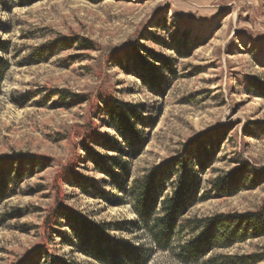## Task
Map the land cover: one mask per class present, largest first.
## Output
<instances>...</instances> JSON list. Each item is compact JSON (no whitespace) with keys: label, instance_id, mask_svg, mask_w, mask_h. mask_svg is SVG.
<instances>
[{"label":"rangeland","instance_id":"1","mask_svg":"<svg viewBox=\"0 0 264 264\" xmlns=\"http://www.w3.org/2000/svg\"><path fill=\"white\" fill-rule=\"evenodd\" d=\"M0 39L8 42L0 155L48 160L43 170L35 168L10 187L12 197L0 205V264H12L39 244L44 217L57 199L92 223L110 224V237L148 247L144 234L118 228L132 220L128 201L119 202L111 181L86 160L83 142L97 155L121 157L103 147L109 141L123 148L97 112L100 98L112 97L142 117L140 149L128 147L120 158L132 180L175 157L196 135L219 128L227 137L213 166L198 169L201 191H211L216 177L236 169V156L252 169L264 167V0H0ZM83 40L94 48L81 47ZM136 43L171 67L158 91L111 63ZM89 131L96 143L85 139ZM252 176L249 170L236 179L230 196L210 193L186 217L258 210L264 178L252 184ZM60 227L46 248L66 262L95 264L63 242L69 233L65 222ZM262 248L264 238L249 240L199 264H219L223 257L264 264L250 260ZM176 253L153 252L149 264H179Z\"/></svg>","mask_w":264,"mask_h":264},{"label":"trees","instance_id":"2","mask_svg":"<svg viewBox=\"0 0 264 264\" xmlns=\"http://www.w3.org/2000/svg\"><path fill=\"white\" fill-rule=\"evenodd\" d=\"M86 49L94 48L87 40L80 42ZM8 52V42L0 39V83L8 68L4 57ZM125 75H132L149 91H158L163 82V72H172L171 67L162 57H157L149 49L138 43L125 48L111 60ZM104 113V122L116 135L123 147L106 141L103 147L107 151L126 155L130 147L136 152L142 144V117L133 107L116 101L112 97L100 98ZM85 139L96 143L94 131H89ZM227 130H208L196 135L188 145H182L175 157L159 166H152L143 176L130 179L128 169L119 159L107 155H97L84 144L86 160L93 162L95 169L111 181L116 192L122 197L119 202L128 201L127 205L132 220L118 227L130 234L142 233L148 239V247L133 246L118 241L108 235L111 225L92 223L81 215L66 209L57 199L48 209L41 226L39 244L18 256L12 264H75L56 258L47 248L59 235L61 222L67 224L68 238L65 244L77 248L78 252L91 259L95 264H149L153 252L177 250L175 259L179 264H199L208 254L217 250H227L234 245L249 240L264 238V205L254 212L242 215H216L206 219L187 218L190 209L209 199L210 193L216 196H230L236 179L252 170V184L264 178V167L254 168L236 156L239 166L229 175L216 177L212 181L211 191H201L198 169L204 172L213 166V157L226 140ZM45 158L29 153H11L0 155V205L12 197L13 191L23 179L30 176L35 168L47 167ZM28 169V172L25 170ZM64 180V179H63ZM129 183V185H127ZM201 192V193H200ZM47 242V243H46ZM237 261L238 258L223 257L221 263ZM253 263L264 260V248L259 255L251 257ZM214 261L212 259L209 262Z\"/></svg>","mask_w":264,"mask_h":264}]
</instances>
